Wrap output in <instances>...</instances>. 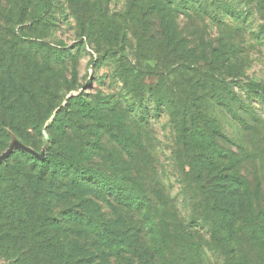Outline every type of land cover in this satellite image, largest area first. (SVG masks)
Returning a JSON list of instances; mask_svg holds the SVG:
<instances>
[{"label": "rangeland", "instance_id": "rangeland-1", "mask_svg": "<svg viewBox=\"0 0 264 264\" xmlns=\"http://www.w3.org/2000/svg\"><path fill=\"white\" fill-rule=\"evenodd\" d=\"M0 78L44 105L42 150L17 138L8 150L43 157L64 127L72 160L144 197L170 258L199 246L203 264H229L212 229L231 191H246L250 218L264 220V0H0ZM27 105L19 112L31 116ZM85 195L105 219L126 218L131 254L147 264L148 219ZM244 247L264 264L261 244ZM0 264L14 261L0 253Z\"/></svg>", "mask_w": 264, "mask_h": 264}, {"label": "trees", "instance_id": "trees-1", "mask_svg": "<svg viewBox=\"0 0 264 264\" xmlns=\"http://www.w3.org/2000/svg\"><path fill=\"white\" fill-rule=\"evenodd\" d=\"M181 6L186 8L184 3ZM22 23L18 20L16 26ZM15 28L13 33L17 35ZM117 52L122 53L123 49L109 48L104 54ZM12 81L4 83L0 78V155L8 150L15 138L39 153L42 145L34 137H42L39 122L45 117L42 119L37 115V108L40 110L44 105L36 99L35 103H28L23 87ZM245 84L252 92H259L251 82ZM79 100L87 104L83 98L79 97ZM26 104L31 116L19 112V106L23 108ZM28 122L33 125L34 133L24 127ZM66 134L63 127L60 133L53 135L43 157L15 149L0 162V253L13 258L14 264H102L100 259L109 264L105 260L109 249L116 264H137L143 255L132 256L136 251L127 239L131 229L123 227L126 218L105 219L98 204L85 195L97 191L109 205L130 213L141 212L143 219L151 223L153 233L150 236L156 245L146 251L144 260L147 264H203L204 252L199 246H191L194 251L183 248L189 257L175 254L170 258L164 247L165 228H160L158 221L154 223L156 219L146 213L144 197L125 180L114 181L96 169L72 160L66 152ZM94 182L96 185L92 184ZM240 189L231 191L230 206L220 208L215 205L217 216L212 237L217 239L216 247L220 246L226 252L229 264H260L249 260L244 239L261 244L264 252V220L250 218L249 196L246 191L240 193ZM64 204H68L67 207H63ZM91 234L94 243L89 248L82 238ZM138 235L139 231L135 233L136 237ZM205 243L212 245L209 239H205Z\"/></svg>", "mask_w": 264, "mask_h": 264}, {"label": "water", "instance_id": "water-1", "mask_svg": "<svg viewBox=\"0 0 264 264\" xmlns=\"http://www.w3.org/2000/svg\"><path fill=\"white\" fill-rule=\"evenodd\" d=\"M10 153H11V150H8L3 155H1L0 156V162L3 161Z\"/></svg>", "mask_w": 264, "mask_h": 264}]
</instances>
